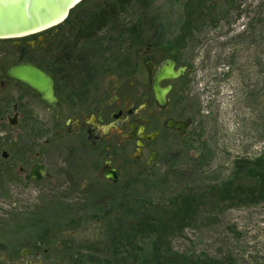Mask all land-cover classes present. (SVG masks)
<instances>
[{
	"label": "rangeland",
	"instance_id": "374dc122",
	"mask_svg": "<svg viewBox=\"0 0 264 264\" xmlns=\"http://www.w3.org/2000/svg\"><path fill=\"white\" fill-rule=\"evenodd\" d=\"M85 1L87 5L71 14V26L80 25L75 35L80 38L78 47L85 39L100 42L103 48L115 40L112 50L117 52L104 54L90 45L89 52L96 57L103 54L105 64L93 67L84 82L74 78L66 83L70 91L58 84L61 98L70 100L63 99L61 126L26 86L9 82L0 90V264L37 263L41 255L37 257L32 248L37 243L42 244L40 253L42 248L57 252L52 263L59 259L61 264H81V260L157 264L150 258L153 233L133 232L128 241L123 237L115 242L143 208L152 209L148 204L171 207V201L185 196L205 203L183 230L163 238L162 251L183 255L186 264H208L207 257H227L232 264H264V200L241 194L247 195L252 184L248 171L258 175L264 171L259 168H264V0H147V19L142 22L156 29L158 45L130 47L121 42L127 39L122 31L139 19L140 8L133 6V0H121L127 5L125 10L117 9L115 24L106 19L109 25L92 29L91 39L86 28L92 25L89 15L97 14L101 3L111 5L115 0ZM22 8L23 0H8L0 5V13L19 19ZM185 22L189 28L182 29ZM112 27L122 33L120 37L109 36ZM138 30L139 39L155 32L140 26ZM39 45L27 60L43 55ZM15 56L11 44L3 46L0 68ZM168 58L186 67V74L176 81L168 108L157 119L190 120L184 135L162 129L158 122L154 126L161 129L160 135L151 148L142 150L140 141L141 146L135 140L121 145V130H109L95 148L86 138L66 134L67 119L101 103L106 105L104 125L112 122V113L119 108L124 109V117L135 109V119L146 118L144 100L150 91L144 62L151 59L156 67ZM124 61L126 67L121 66ZM14 104L19 115L11 125ZM72 105L77 109L72 110ZM56 130H62L59 136ZM152 150L158 155L147 164ZM3 152L7 157H2ZM106 160L118 169L116 183L101 178ZM40 162L49 177L25 181L31 166ZM230 183L239 195L223 200L224 192L219 190ZM132 249L135 259L128 257ZM116 251L119 261L112 258ZM75 254L79 258L72 260Z\"/></svg>",
	"mask_w": 264,
	"mask_h": 264
},
{
	"label": "trees",
	"instance_id": "16d2710c",
	"mask_svg": "<svg viewBox=\"0 0 264 264\" xmlns=\"http://www.w3.org/2000/svg\"><path fill=\"white\" fill-rule=\"evenodd\" d=\"M85 0L82 1L80 4H78L70 13L68 18L60 25L42 33L43 35V43H40L39 47H42L41 50H44L42 52V56L40 55L38 60H30L32 63L46 71L55 81L56 85L60 84L63 87L64 91H70L67 86L65 87L66 83L69 81L72 83L76 78L78 80L79 78L82 79V82L85 80H88L92 75V69L93 67H96L97 64L102 63V65L105 64L106 58L103 54H101V57H96L93 55L92 52H89L90 45L91 47L93 44L95 45V48H98L101 53L106 54V52L109 53H116L117 51H113L112 49L117 46L115 44V40H111L109 42L104 43V48L101 47L100 42L93 43L92 39L90 38L94 33H91L92 29H101L102 27H106L109 25V21L113 24V17L116 14H119L118 10H125L126 3L122 2L121 0H115L111 5L110 4H103L101 3L98 8V13L94 15L91 14L90 20L92 25H88L86 28H88V36L91 40L85 39L82 42L81 47H78L80 44V38L75 39V35L77 34L78 27H72L71 26V14L81 6H85ZM133 6L140 8L139 19L137 20L136 25L133 24L129 27L128 31H122L124 32V35L127 36V39L121 44L123 45L125 42L129 44L128 47H130L132 44H141V45H150V46H157V31L156 29L152 28L151 26L147 25L145 22H142L143 19H147V8H148V2L147 0H133ZM118 9V10H117ZM110 15V17H107ZM188 15V14H187ZM87 17V16H86ZM88 18V17H87ZM108 19L109 21H106ZM191 22V21H189ZM185 22L184 25L181 27L182 29L186 26L189 28L190 23ZM112 26V25H111ZM140 26L141 28H145L147 30H154L155 32L147 38L139 39L137 33L138 28ZM77 29V30H76ZM112 34H109V36L113 37H120L122 34L118 29H115V27L111 28ZM70 34H72V39L70 37ZM85 34V33H83ZM189 34V32L187 33ZM186 34V35H187ZM185 35V37H186ZM87 37V36H86ZM182 38V39H185ZM153 38H156V40H153ZM160 40V39H158ZM141 41V43H139ZM46 42V45H45ZM106 44H108V47L106 48ZM36 50H32V52H35ZM86 51L88 53H91V55H87ZM105 58V59H103ZM113 58V57H112ZM110 58V59H112ZM94 64H92V62ZM126 67L125 61L122 63L121 66ZM127 68H122V70L126 71ZM174 92V91H173ZM261 170H264V168L260 167ZM257 172V171H255ZM253 170L248 171L247 176L252 178V184L248 187L247 195L241 191L242 195L245 196H255L258 195L256 198H260V200H264V171H262V175L256 174ZM231 183L229 186H224V188L220 189L219 192H224L223 195H221V199L225 200L229 198V200L235 199L234 195H239V193L235 192L236 189H230ZM230 196V197H229ZM171 207H162L161 204L158 203H150L148 206H150L152 209L143 208L142 213H138L137 216H135V221L133 220L131 224L127 226V230H125L124 234H120L118 240L115 242V244L119 243L120 241H128L131 234L133 232H145V233H153L155 240L153 245V252L150 258L156 261L157 264H186V261L188 259H184L183 255L178 254L176 252H170V251H162V247L159 245L164 242V237L169 234V232L173 231H180L183 230L184 226H187L189 224V221L195 216L196 210L200 206V204L203 201L201 198H192L189 196H185L182 199H178L177 202L171 201ZM205 203V202H204ZM121 208H118V211L121 213ZM124 210H127L125 207H123ZM156 208V210H154ZM108 212H111V209L108 210ZM107 212V213H108ZM119 212H116V214L119 217ZM157 212V222L155 223V216L154 213ZM113 214V215H114ZM124 214V213H123ZM112 215V216H113ZM125 215V214H124ZM119 220V219H115ZM121 228V227H119ZM116 248V247H115ZM114 257L113 259H117V251L113 253ZM128 256V253L126 254ZM135 250H130L129 258L135 259ZM72 260H75L76 258H79L78 254L73 255ZM128 258V259H129ZM119 261V260H118ZM208 264H232L231 259H228L227 257L217 259V258H208L207 260ZM81 264H84V261L81 260ZM106 263L108 264V260H106ZM123 264V263H122Z\"/></svg>",
	"mask_w": 264,
	"mask_h": 264
},
{
	"label": "water",
	"instance_id": "95a60500",
	"mask_svg": "<svg viewBox=\"0 0 264 264\" xmlns=\"http://www.w3.org/2000/svg\"><path fill=\"white\" fill-rule=\"evenodd\" d=\"M82 0H23L22 15H17L19 19H11L16 15L11 13H0V39H17L27 36H32L38 33L47 31L57 25L61 24L69 15L70 11ZM8 0H0V5L7 4ZM42 40V38H40ZM151 60L145 62V67L148 72L149 89L151 96L149 101L155 103L158 108H165L167 105V95L172 90V84L162 87L160 83L165 80H174L184 77L186 67L175 66V62L171 59H166L159 65L157 72L152 75ZM0 77L7 80L21 82L33 91L38 93L41 101L50 108L54 113L55 121L59 122V115L61 107L56 97L54 82L42 69L29 62L16 61L8 64L4 69L0 70ZM142 105L141 107H143ZM140 107L138 108V110ZM118 115H114L116 118ZM17 113L15 112L13 119H9V124L15 125ZM190 120L185 122L174 121L173 119L166 118L162 122V126L178 131V135L182 136L188 126ZM113 126V123L106 125V130ZM143 126L139 128V133L142 132ZM157 132L144 134L140 139L147 142H152ZM141 146V143H137ZM140 153V149L138 148ZM156 154L151 153L147 164H150L155 159ZM2 157H7L5 152ZM103 178L116 183L118 180L117 170L109 167V161H106L102 167ZM45 177H49L45 173V166L43 164H33L29 173L24 176L26 181L34 179L40 182ZM27 250L22 251L21 255H25Z\"/></svg>",
	"mask_w": 264,
	"mask_h": 264
},
{
	"label": "flooded vegetation",
	"instance_id": "af4514ba",
	"mask_svg": "<svg viewBox=\"0 0 264 264\" xmlns=\"http://www.w3.org/2000/svg\"><path fill=\"white\" fill-rule=\"evenodd\" d=\"M25 39H26V37H22V38H18V39H2V40H0V50L1 51H3V46H8V44H11V47H14V49L16 51L15 58H13L11 61L7 62L5 65L1 66L0 70L4 69L8 64H10L12 62H16V61L26 62V61H28L27 57L29 56L30 51L32 49L35 50L37 45H39V43H41L39 37L37 39H34V40H29L30 38H28V40L25 41ZM150 51L151 50L148 49V52L150 53V54H148L149 56L153 54ZM157 67H158V65L155 67V64L152 60V63H151L152 72H155L157 70ZM176 81L177 80L172 82L173 90L171 93H173V91L175 90ZM9 82H14V81L6 80L4 77H0V90H2L5 87V85L8 84ZM15 83H19V82H15ZM19 84L26 86L22 83H19ZM168 84H169L168 81H164L162 83L163 86H166ZM26 87L29 88L28 86H26ZM54 87H55L56 95L58 98V102L61 106V113H60V118H59L60 121H59V123H57V124L55 123V124L57 127H60L62 124L61 116L63 115V113L65 111L64 110L65 109V104H64L65 101L63 99H65L67 102H70V100L66 97H63V99L61 98V95L59 94V91H58L59 89H58L55 81H54ZM147 88H148V86H147ZM81 90L83 91V95H79L78 97L83 98L85 95L84 87ZM32 93L35 94L40 100V97L37 93H35L33 91H32ZM169 96H168V98H169ZM145 102H146V106H145L146 118H142L141 120L134 118L136 116V113H137V112H135V109L128 110L127 116L124 117V109L119 108V109H117V111L112 113L113 127L106 130V125H104V122L106 121V105L104 103H101V104H98L97 106H94L90 110L88 109V111L84 114L78 113V114H76V116L74 118L67 119L63 123V129L66 130L67 135L74 134L78 138H81V139L86 138V140L89 141L91 147H93V148L97 147L98 144H100L101 142L104 141V139H106V134L108 133L109 130H114V131L121 130V132H120L121 133V135H120L121 136V143H122L121 145H125L126 143H128L132 140H135V145L137 142L140 141L142 143V150H145V149L148 150L149 148L152 147L154 140L160 135V131H161V129H158L157 127H155L154 124H157L159 122V125L161 126L162 121L165 118H167V117H164L162 119V121H160V118L157 119L158 117H163L162 115L164 112H166L168 105L166 108L160 109V108L156 107L154 102L148 101L147 99L144 100V103ZM148 104L150 106H148ZM43 105H44V103H43ZM72 106H73L72 110L77 109L76 106H74V105H72ZM45 107L49 110V112L51 114H53L47 106H45ZM13 112L14 113L16 112L17 116L19 115L18 104L13 105ZM114 115H118V116L116 118H114L113 117ZM169 118L173 119L175 121H181V122L187 120V119H182V118H178V119H175L172 117H169ZM125 125L128 126V130L125 129L126 128ZM141 126H143V129H142V132L139 133V128ZM161 128L163 129L164 127L161 126ZM170 130H172V129H170ZM61 131L62 130H56L55 131L56 135L59 136L61 134ZM172 131L176 132L178 134L177 131H174V130H172ZM152 132L158 133V135L154 138V140L152 142H147V141L139 138L144 134H149ZM152 152H155V151H153V150L150 151V153H152ZM155 153H156V157H157L158 153L157 152H155ZM141 154H142V152H141ZM89 159L90 158H87V160H89ZM106 161H109V160H106ZM34 164H41V162L40 163H34ZM109 167L116 169L117 173H118L117 168H115L111 164H109ZM45 170H46V168H45ZM101 178H103V172L101 174ZM103 179H105V178H103ZM30 181L33 182V180H30ZM107 182H109V181H107ZM42 243L44 244V241ZM41 247H42L41 243H37V244L33 245V247H32L35 251L34 254L37 257L39 255H41V258L35 264H61V260H59V259H55V262L52 263V260H53L52 257H54V256L56 257L57 252H53L49 248H42V251L40 253L39 250L41 249ZM22 251H24V250H22ZM22 251L20 254H22ZM28 251H29V249L27 250V253H28ZM57 251L61 253V250L60 251L57 250Z\"/></svg>",
	"mask_w": 264,
	"mask_h": 264
}]
</instances>
